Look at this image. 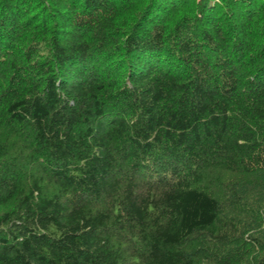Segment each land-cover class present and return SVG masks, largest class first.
I'll list each match as a JSON object with an SVG mask.
<instances>
[{
    "label": "trees",
    "instance_id": "1",
    "mask_svg": "<svg viewBox=\"0 0 264 264\" xmlns=\"http://www.w3.org/2000/svg\"><path fill=\"white\" fill-rule=\"evenodd\" d=\"M0 264H264V0H0Z\"/></svg>",
    "mask_w": 264,
    "mask_h": 264
},
{
    "label": "bare ground",
    "instance_id": "2",
    "mask_svg": "<svg viewBox=\"0 0 264 264\" xmlns=\"http://www.w3.org/2000/svg\"><path fill=\"white\" fill-rule=\"evenodd\" d=\"M220 8V7H219ZM222 10V9H221ZM219 12H222L219 10ZM223 13V12H222ZM229 13V12H228ZM221 16V14L219 15V17ZM225 16V15H224ZM224 16L222 15V18H224ZM218 17V16H217ZM229 18V17H228ZM225 19V18H224ZM230 19V18H229ZM55 27V26H54Z\"/></svg>",
    "mask_w": 264,
    "mask_h": 264
}]
</instances>
